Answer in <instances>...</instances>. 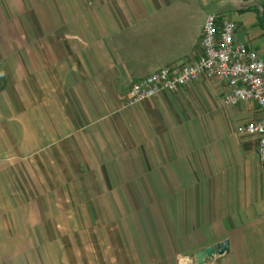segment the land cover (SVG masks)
Listing matches in <instances>:
<instances>
[{
  "label": "crops",
  "instance_id": "crops-1",
  "mask_svg": "<svg viewBox=\"0 0 264 264\" xmlns=\"http://www.w3.org/2000/svg\"><path fill=\"white\" fill-rule=\"evenodd\" d=\"M241 3L0 0V264H197L225 240L204 264H264V162L236 132L263 113L219 79L129 97L201 54L214 11L264 57ZM37 160L56 174L23 177Z\"/></svg>",
  "mask_w": 264,
  "mask_h": 264
},
{
  "label": "built area",
  "instance_id": "built-area-1",
  "mask_svg": "<svg viewBox=\"0 0 264 264\" xmlns=\"http://www.w3.org/2000/svg\"><path fill=\"white\" fill-rule=\"evenodd\" d=\"M236 24L226 15L209 14L201 38V54L182 65H170L135 81L129 89L130 105L175 92L201 79L225 83L224 103L236 107L254 103L263 116L241 124L236 132L257 138L256 153L264 162V57L235 39ZM179 264H185L180 262Z\"/></svg>",
  "mask_w": 264,
  "mask_h": 264
},
{
  "label": "rangeland",
  "instance_id": "rangeland-1",
  "mask_svg": "<svg viewBox=\"0 0 264 264\" xmlns=\"http://www.w3.org/2000/svg\"><path fill=\"white\" fill-rule=\"evenodd\" d=\"M241 1H242V3L240 6L241 7L240 10L255 11L257 13V15L261 13L262 4H263L264 0H241ZM212 13L216 14L215 11L211 12V14ZM19 170H20L21 175L23 177L28 176V180H30V181H34L38 174H46L47 176L56 174V169H54L53 167H51L49 165H46L45 163H39L38 160L31 167H29V168L25 167L23 169H21V167H20ZM23 170L25 171V175H24ZM58 170L64 174L66 173V168H64V167H59ZM26 185H28V184L26 183ZM91 233L94 234V232H91ZM85 234H86V232H77V235L83 236V239L86 238ZM95 236H96V238L101 240L102 232L96 231Z\"/></svg>",
  "mask_w": 264,
  "mask_h": 264
},
{
  "label": "water",
  "instance_id": "water-1",
  "mask_svg": "<svg viewBox=\"0 0 264 264\" xmlns=\"http://www.w3.org/2000/svg\"><path fill=\"white\" fill-rule=\"evenodd\" d=\"M229 251L230 242L228 240L219 243L217 246H210L208 248H205L204 250L196 254L197 264H204L206 263L207 259L212 258L217 254L223 255L225 253H229Z\"/></svg>",
  "mask_w": 264,
  "mask_h": 264
},
{
  "label": "trees",
  "instance_id": "trees-1",
  "mask_svg": "<svg viewBox=\"0 0 264 264\" xmlns=\"http://www.w3.org/2000/svg\"><path fill=\"white\" fill-rule=\"evenodd\" d=\"M258 25L264 30V2L262 4L261 13L258 14Z\"/></svg>",
  "mask_w": 264,
  "mask_h": 264
}]
</instances>
